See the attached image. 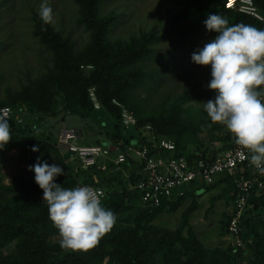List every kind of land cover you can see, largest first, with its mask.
Listing matches in <instances>:
<instances>
[{
  "label": "trees",
  "instance_id": "obj_1",
  "mask_svg": "<svg viewBox=\"0 0 264 264\" xmlns=\"http://www.w3.org/2000/svg\"><path fill=\"white\" fill-rule=\"evenodd\" d=\"M71 1L77 6V23L88 33V44L82 52H76L69 38L63 37L59 30L50 25H45L38 14L32 13L33 35L53 53V66L36 82L19 90L7 91L0 101V108L10 107L15 116L20 106L25 115L37 114L41 119L42 116L55 115L53 108L56 95H60L66 114L93 119L99 135L103 134L100 130L105 129L107 124L109 130L104 131L107 140L103 138V144L117 147L123 152L128 145L136 142L151 149V137L154 141L172 139L176 156H185L187 160L201 159L210 150L215 154L234 146L235 141L227 132L215 138L221 142L219 148L185 150L180 139L191 130V125L186 122L184 113L176 106L165 108L152 102L153 94L161 92L168 79L163 76L162 69L165 65L162 60H168L167 56L163 55L162 50L150 46L153 32L142 34L127 43L113 45L108 41L107 34L114 16H101L99 13L105 0ZM225 1L221 0L213 8L190 3L195 14L177 31V41H188L193 50L199 37L209 32L205 21L213 14L225 17L229 26L243 23L260 28L253 18L226 9ZM252 1L264 16V0ZM89 89L95 93L99 110L93 107ZM113 100L133 114L138 128L150 125L153 130L151 134L144 136L139 133L141 137L136 139L135 133L125 131L121 124V108L113 104ZM108 118L111 119L110 123ZM7 122L12 139L0 149V248L12 243L14 248L9 254L0 255V264H236L246 247L250 251L244 257L246 264H264V219L254 214L264 201V192L259 193L254 189L248 199L240 222L243 247L227 246L226 241L207 247L197 239L189 224L195 203L182 214L175 230L155 225L154 220L164 212H175L186 200L195 199L221 184H224L222 192L213 199V203L224 197L233 203L235 186L231 178L219 179L208 186L193 183L190 188H186L183 197L162 202L159 207H149L143 205L141 193L130 188L140 179L142 165L129 154H126V161L118 170L112 161L116 156L114 151L110 153V160L84 170L75 166L77 161H68L69 153L61 155L55 142L48 137H39L37 129L29 122L16 123L14 117ZM34 146H38L37 152L32 151ZM12 150L18 152L17 158L23 164L33 163L37 157H53L55 165L64 170L56 183L68 189L79 184L102 189V176L106 170L116 172L120 177L117 190L106 191L103 188L105 195L101 202L117 219L111 232L103 237L98 247L81 253L62 249L59 240L51 242L50 238L59 237V234L49 219L47 203L43 202V192L35 180L15 176L9 184L3 183L1 167ZM102 165L105 166L104 170L101 169ZM199 191L202 193L198 194ZM229 219V213L221 219V238L226 235Z\"/></svg>",
  "mask_w": 264,
  "mask_h": 264
},
{
  "label": "rangeland",
  "instance_id": "obj_2",
  "mask_svg": "<svg viewBox=\"0 0 264 264\" xmlns=\"http://www.w3.org/2000/svg\"><path fill=\"white\" fill-rule=\"evenodd\" d=\"M220 1L105 0L100 6L101 16L109 14L114 16L107 34L108 41L113 45L127 43L138 39L142 34L153 32L154 38L150 46L162 50L163 55L167 56L168 60L165 58L162 60L165 63L162 69L163 76L168 79L161 92L153 94L152 102L165 108L176 106L184 113L191 130L185 133L180 141L187 151L219 148L221 142L215 138H220L228 132L224 126L212 123L203 110L202 104L214 100L216 95L208 87L211 81L210 66L196 65L191 59L194 52L202 50L218 33L210 31L203 33L193 50L188 41H177V31L195 14L190 3L196 2L201 7L213 8ZM41 2L42 0H0V101L4 99L7 91L19 90L36 82L53 66V53L41 45L33 35L34 24L31 16L32 13H39ZM49 3L56 20V26H50L58 28L63 37L69 38L74 43L76 52H82L89 39L88 33L77 23V6L71 0H49ZM62 105L61 96L56 95V104L53 108L55 115H46L39 119L40 116L37 114L25 115L20 106L17 107L16 113L22 123L29 122L35 126L39 137H48L50 141L55 142L61 155L67 153V147L58 143V135L64 128L82 132L78 144L105 143L102 141L103 138L107 140L104 132L109 130L107 124L105 129L100 130L103 134L99 135L93 119L66 114ZM107 121L110 123L111 119L108 118ZM17 157L16 150L10 151L8 159L1 167L3 183L6 185L15 176L35 180L34 172L29 169L37 163L38 158L40 163L55 164L51 156L37 157L29 164L20 163ZM115 173L106 170L102 176V185L106 191L117 190V181L120 177ZM95 178L98 181L97 177ZM57 179L58 177L55 183ZM223 187L224 184H221L204 193L199 191L198 194L202 193L200 196L186 200L175 212L160 214L154 220V224L169 230L177 229L182 214L195 203L189 224L197 239L207 247L215 246L221 241L225 242L224 237H220L221 219L229 213L232 200L224 197L213 203V199L221 194ZM258 192L263 193L264 187ZM254 214L264 219V201L259 204ZM50 240L56 242L60 238L51 237ZM13 248L14 243L0 248V255L9 254ZM249 254L247 247L244 248L236 264H246L244 257Z\"/></svg>",
  "mask_w": 264,
  "mask_h": 264
},
{
  "label": "clouds",
  "instance_id": "obj_3",
  "mask_svg": "<svg viewBox=\"0 0 264 264\" xmlns=\"http://www.w3.org/2000/svg\"><path fill=\"white\" fill-rule=\"evenodd\" d=\"M38 14L45 25L56 26L49 0H42ZM205 26L218 35L191 57L196 65L211 68L208 87L216 95L202 104L203 110L212 123L227 129L250 155V163L264 174V29L243 23L229 26L225 17L215 14L207 18ZM7 121L0 117V149L12 139ZM38 150V146L32 148L33 152ZM29 170L43 192L60 247L81 253L98 247L117 217L102 205L97 190L88 186L64 188L55 183L56 177L64 174L63 168L40 163L39 158Z\"/></svg>",
  "mask_w": 264,
  "mask_h": 264
},
{
  "label": "built area",
  "instance_id": "obj_4",
  "mask_svg": "<svg viewBox=\"0 0 264 264\" xmlns=\"http://www.w3.org/2000/svg\"><path fill=\"white\" fill-rule=\"evenodd\" d=\"M224 7L228 10H236L256 20L260 28L264 29V16L260 13L252 0H226ZM87 68H91L87 66ZM88 95L95 110L100 109L93 89L88 90ZM113 104L121 108V124L127 132H133L135 138L142 135H150L152 127L146 125L137 127V120L133 114L126 110L115 100ZM25 110V109H24ZM13 110L8 107L0 108V117L8 119L14 117L16 123L22 120ZM140 133V134H139ZM79 135L76 129H63L58 135V143L67 147L69 153L68 161H77L81 169H88L97 166L105 160H110L111 149H114L116 156L112 159L116 170L126 161V154L142 165L141 177L131 189L141 193L143 205L159 207L162 202L177 200L185 194L186 188L190 185L203 184L212 185L219 179L231 178L233 180L234 201L229 211L230 219L227 222V232L224 237L226 243L234 248L244 246L241 238V218L248 205L251 192L261 190L264 187V174H261L251 163L250 155L242 150L236 143L231 148L213 153L209 151L204 158L187 160L185 156H176V146L172 139L160 138L154 141L151 137V149L141 146L137 142L128 145L125 152L110 145H81L77 141ZM104 170L105 166L102 165ZM88 186L97 190L101 201L105 195L101 188L79 184L76 187Z\"/></svg>",
  "mask_w": 264,
  "mask_h": 264
},
{
  "label": "water",
  "instance_id": "obj_5",
  "mask_svg": "<svg viewBox=\"0 0 264 264\" xmlns=\"http://www.w3.org/2000/svg\"><path fill=\"white\" fill-rule=\"evenodd\" d=\"M80 137H81V131H79ZM103 145H107V144H103ZM111 151H114V149H111Z\"/></svg>",
  "mask_w": 264,
  "mask_h": 264
},
{
  "label": "crops",
  "instance_id": "obj_6",
  "mask_svg": "<svg viewBox=\"0 0 264 264\" xmlns=\"http://www.w3.org/2000/svg\"><path fill=\"white\" fill-rule=\"evenodd\" d=\"M130 139H131V140L133 139V138H132V136H131V138H130ZM134 143H135V142H134ZM129 170H130V169H129Z\"/></svg>",
  "mask_w": 264,
  "mask_h": 264
}]
</instances>
